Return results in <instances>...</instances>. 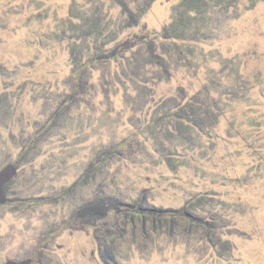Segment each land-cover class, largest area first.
<instances>
[{"label": "rangeland", "instance_id": "rangeland-1", "mask_svg": "<svg viewBox=\"0 0 264 264\" xmlns=\"http://www.w3.org/2000/svg\"><path fill=\"white\" fill-rule=\"evenodd\" d=\"M9 163L0 264H264V0H0Z\"/></svg>", "mask_w": 264, "mask_h": 264}, {"label": "water", "instance_id": "water-1", "mask_svg": "<svg viewBox=\"0 0 264 264\" xmlns=\"http://www.w3.org/2000/svg\"><path fill=\"white\" fill-rule=\"evenodd\" d=\"M16 173V167L9 163L0 169V203L6 201V195L3 191V186L8 182ZM31 262L30 258H26L20 261L7 260L4 264H29Z\"/></svg>", "mask_w": 264, "mask_h": 264}, {"label": "trees", "instance_id": "trees-1", "mask_svg": "<svg viewBox=\"0 0 264 264\" xmlns=\"http://www.w3.org/2000/svg\"><path fill=\"white\" fill-rule=\"evenodd\" d=\"M167 212H169L168 210H162L161 213L164 215H167ZM168 216H170V214H168Z\"/></svg>", "mask_w": 264, "mask_h": 264}]
</instances>
